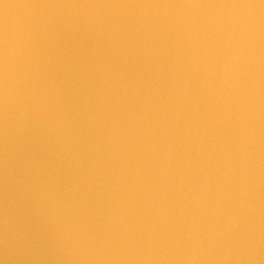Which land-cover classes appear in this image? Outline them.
<instances>
[{
	"label": "water",
	"instance_id": "1",
	"mask_svg": "<svg viewBox=\"0 0 264 264\" xmlns=\"http://www.w3.org/2000/svg\"><path fill=\"white\" fill-rule=\"evenodd\" d=\"M0 264H264V0H0Z\"/></svg>",
	"mask_w": 264,
	"mask_h": 264
}]
</instances>
